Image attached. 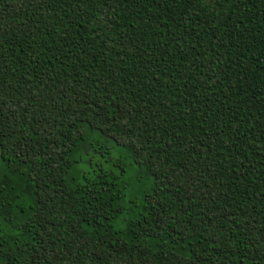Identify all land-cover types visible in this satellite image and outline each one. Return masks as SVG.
I'll return each instance as SVG.
<instances>
[{
	"label": "trees",
	"instance_id": "1",
	"mask_svg": "<svg viewBox=\"0 0 264 264\" xmlns=\"http://www.w3.org/2000/svg\"><path fill=\"white\" fill-rule=\"evenodd\" d=\"M0 264H264V0H0Z\"/></svg>",
	"mask_w": 264,
	"mask_h": 264
}]
</instances>
